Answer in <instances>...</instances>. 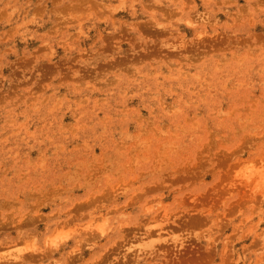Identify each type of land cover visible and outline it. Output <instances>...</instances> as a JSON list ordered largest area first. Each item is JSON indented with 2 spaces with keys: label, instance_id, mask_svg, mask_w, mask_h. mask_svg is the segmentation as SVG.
Masks as SVG:
<instances>
[{
  "label": "rangeland",
  "instance_id": "374dc122",
  "mask_svg": "<svg viewBox=\"0 0 264 264\" xmlns=\"http://www.w3.org/2000/svg\"><path fill=\"white\" fill-rule=\"evenodd\" d=\"M0 264H264V0H0Z\"/></svg>",
  "mask_w": 264,
  "mask_h": 264
},
{
  "label": "bare ground",
  "instance_id": "6f19581e",
  "mask_svg": "<svg viewBox=\"0 0 264 264\" xmlns=\"http://www.w3.org/2000/svg\"><path fill=\"white\" fill-rule=\"evenodd\" d=\"M150 237H151V236H150ZM150 237H149V238H150Z\"/></svg>",
  "mask_w": 264,
  "mask_h": 264
}]
</instances>
